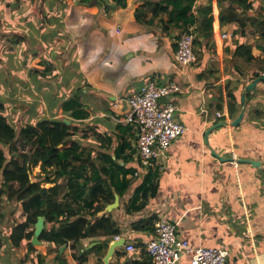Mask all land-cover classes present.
Instances as JSON below:
<instances>
[{
  "label": "crops",
  "instance_id": "crops-1",
  "mask_svg": "<svg viewBox=\"0 0 264 264\" xmlns=\"http://www.w3.org/2000/svg\"><path fill=\"white\" fill-rule=\"evenodd\" d=\"M145 1L151 4L139 10ZM206 1L195 0L192 14L197 21L181 30L164 23L168 19L164 12L151 18L156 0H126L125 7L115 9L110 15L100 13L97 5L65 0L64 29L56 36L61 49L68 43L74 48L85 85L82 90L85 99L83 102V95L69 96H77L86 110L87 116L78 123L86 126L82 129L87 134L83 133L82 139L89 136L87 139L95 142L84 140L83 145L79 141L82 159L88 160L85 165L87 174L95 166L98 176L109 185L113 198L98 216L110 218L118 229L115 235L79 240L77 255H85L86 264H104L103 258L115 236L123 238L125 243L114 248L107 264H151L144 248L154 235L153 224L160 214L176 224L177 233L191 246L228 248L229 255L224 264H264V80H259L252 90L246 92L244 114L237 126L216 127L220 121L229 123L237 117L243 105L241 94L244 87L263 76L264 37L261 31L264 28V0L263 9L258 6L259 0H253L254 20L251 23L246 20V26L237 30L235 23L220 24L218 0H211L212 34L210 39L204 40L199 31L203 28L202 12ZM136 12L143 13L142 20L151 18V21L137 22ZM257 21L262 23L258 25ZM186 30H190L200 44H194L197 61L180 65L174 59L176 41L179 33ZM221 34L227 37L222 39ZM44 36L46 34L41 33V37ZM1 41L2 45L8 42V38ZM44 41L48 42V39L44 38ZM240 44L251 47L253 58L234 55ZM6 57L14 61L7 59L5 68L3 64L0 66V72H7L12 62L15 75L10 77V83L8 78L0 81L3 90L10 85L18 90L19 86L28 84L33 89V104L44 100V103L41 101V114L36 110L26 123L34 124L51 117L64 119L59 102L62 103L67 94L58 93V103L54 106L43 93L48 91L52 95V90L57 91L58 81L45 79L53 86L51 89L42 85L41 76L33 75V81L29 74V79L22 75L18 77V71L28 72L30 62L24 67L26 58L15 64V54ZM58 70L49 71V77L54 78L52 72ZM151 80L180 85V91L172 95L171 101L176 106V120L186 127L166 150L161 170L155 166L140 168L135 147L137 132L124 120L126 98ZM4 110L5 106L3 114ZM216 112L221 116H216ZM9 120L15 125L21 123L18 119ZM16 139L21 141L17 151H28L25 142L19 136ZM124 143L130 144L131 148L122 151V148L126 149ZM13 145L16 148L15 142ZM212 150L222 158L212 155ZM239 159H253L262 166L259 169ZM18 164L22 162L18 160ZM40 165L39 161L31 166L28 171L30 180L39 181L40 187L47 189L56 183L58 187L50 189L48 195L56 201L62 200L67 191L65 178H57L53 167L42 171ZM149 168L155 171L153 194L144 197L136 190ZM110 170L117 179L108 178L106 171ZM135 171H139V175H134ZM120 173H125L123 178ZM122 180L128 182L125 189ZM115 195H118V204L108 206L114 202ZM8 199L4 194L0 197V214L5 211ZM12 204L17 210L16 216L5 224L0 223V264H77L69 243L58 246L42 242L31 244L35 250L26 254V241L23 240L15 248L10 234L12 227L23 220L24 214L21 201ZM139 205L142 207L136 210ZM128 244L134 246V252L126 251ZM177 264H189V257L181 258Z\"/></svg>",
  "mask_w": 264,
  "mask_h": 264
},
{
  "label": "trees",
  "instance_id": "trees-1",
  "mask_svg": "<svg viewBox=\"0 0 264 264\" xmlns=\"http://www.w3.org/2000/svg\"><path fill=\"white\" fill-rule=\"evenodd\" d=\"M0 2H4L5 5L10 7H16L12 15L14 16L16 13H19L20 19L28 22V30H36V27L33 25L34 22H43L39 21L40 19L34 21L29 18L33 15L30 5H28V10L25 11L26 14L22 11V0H1ZM75 2L82 5H97L99 12L107 15H110L117 8L126 6V0H75ZM224 2L227 4L225 5ZM253 2V0H218L220 6V24L235 23L237 26L236 30L244 28L247 21L251 23L254 20L252 16ZM30 3H34L38 13L43 12L42 7L48 10L46 17L49 20V24H51V18L58 16L54 24H51L54 26L51 27V34H60L64 29L62 17L66 8L65 0H30ZM194 3L195 0H156L151 18L157 16L160 12H164L168 14V19L164 23H169L176 28L185 30L197 21V17L192 14ZM211 12V0H207L202 12L203 28L202 31H199L200 36L204 40L210 39L212 34ZM142 14L136 12V21L149 23L151 18L142 20ZM261 23L262 21H257L258 25ZM12 26L9 23L3 28V33L1 32L0 34L1 38L3 36L6 38L7 33L17 34L18 31L12 28ZM261 35L264 37V28L261 31ZM67 36L69 37L68 34ZM7 38L9 39V37ZM27 38L23 34H20L19 39L14 40L15 44L26 43V49L30 51L27 54V61H25L24 67L28 66L29 60L36 55L33 50V42L34 44L36 43L35 37H32L29 41H26ZM197 43L200 44L197 37H194L193 44ZM250 50L251 47L249 45L240 44L236 46L234 55L248 59L253 58ZM69 52L74 56V66L82 78L78 69L77 57L74 55V48L70 49ZM11 60L14 61V59ZM11 63L9 64V70L7 72H0V75L8 74L9 77L15 75V70L12 69ZM42 63L45 65L44 70L30 68L28 74L32 81L33 75L41 76L42 85L51 87L52 89L53 86L49 82H46L45 79L51 74L49 71L56 68L49 61H42ZM17 76L20 77L19 74ZM51 76L55 78L57 73H53ZM67 78L69 77L67 76ZM81 85L83 87H77V91H82L85 88L84 83ZM19 87L20 90L26 91L30 93V96H33V89L30 88V85L25 84ZM43 93L46 100L52 102L55 106L58 103L56 97L59 93V83H57V91L52 90V95L48 91H44ZM61 104V109L65 116L64 119L56 117L45 118L34 124L26 123L17 130V127L2 113L4 105L0 103V182L2 188L0 190V197L3 193L7 192L6 195L9 199L15 197L17 201L22 202L23 220L12 227L10 234V240L15 248L20 246L22 241L25 240L26 254L31 250H35L30 240L37 217L43 216L44 229L39 236V240L44 245L54 244L58 246L69 243L70 251H72V256L77 261V264H86L87 259L85 255H77L78 244L81 238L115 235L118 233L115 223L110 218L98 216L100 211L105 208V205L112 200L113 195L106 180L98 176L97 167L93 166L90 174H87L85 170L88 160L82 159L81 145L76 137L78 133L81 135L83 133L87 134L78 124L79 121L87 116L83 104L77 96L63 98ZM65 120H68L69 123H66ZM18 136L29 145L27 153H21L14 147L13 140ZM124 146H126V149L122 148V151L131 148V145L128 143H124ZM12 151L18 152L17 157L22 158L21 165L18 164V158L13 159V155H9ZM39 161L41 162L40 168L42 171L53 167L57 178H65L67 191L64 193L62 200L56 201L48 195L50 189L55 190L58 187L56 183L52 188L47 189L40 187L39 181L32 182L30 180L28 171H30L31 166L37 164ZM117 172L119 173V171ZM106 173H108V178L114 177L117 179V176H114L111 170L106 171ZM145 173L144 181L137 188L136 192H141L144 197H147L153 194L152 183L155 171L149 168ZM120 174L123 178L125 173ZM123 183L125 189L128 182L123 181ZM142 205L137 206L136 210L140 209Z\"/></svg>",
  "mask_w": 264,
  "mask_h": 264
},
{
  "label": "built area",
  "instance_id": "built-area-1",
  "mask_svg": "<svg viewBox=\"0 0 264 264\" xmlns=\"http://www.w3.org/2000/svg\"><path fill=\"white\" fill-rule=\"evenodd\" d=\"M226 37V34H221L222 39ZM193 39L190 30L179 33L174 53L176 63L190 65L197 61ZM180 89L177 83L151 80L126 98L124 120L137 132L136 156L142 169L155 166L161 170L166 150L186 130L176 120V106L171 101L172 95ZM216 116L220 117V112H216ZM139 171H135L134 175H139ZM153 227L154 235L144 248L151 264H177L183 257H189V264H224L229 255L226 247L191 246L187 239L177 233L176 224L165 215H158ZM125 249L130 253L135 251L132 244L126 245Z\"/></svg>",
  "mask_w": 264,
  "mask_h": 264
},
{
  "label": "rangeland",
  "instance_id": "rangeland-1",
  "mask_svg": "<svg viewBox=\"0 0 264 264\" xmlns=\"http://www.w3.org/2000/svg\"><path fill=\"white\" fill-rule=\"evenodd\" d=\"M1 1V0H0ZM10 1V0H9ZM23 2H21V9L22 11L26 14L25 11L28 10V5L31 6L32 9V16H30L29 18L33 19V18H37L40 19L39 21H43L41 23L38 24H33L34 26H36V32L35 33V37H36V43L34 45L33 42V50L36 53V55L29 60V67L31 69H41L44 70L45 65L42 63L43 60H49V62L54 66L56 63V67L57 69H60L58 71L52 72L53 73H57V76L55 78H51V77H47L46 79H54L55 81L57 80L59 83V93H63L65 92L67 94V96H69L70 94L72 95H83L82 91H77V87H83L82 84V79L79 76L78 72H77V68L74 66V56H72V53L69 52L70 49H72V44L68 43L66 48H60L58 45V39L57 36L53 33L51 34V27L54 24V22L58 19V16H56L55 18H51V24H49V20L47 19L46 15H48V10H46V8H43V12L38 13L34 3L31 4L30 0H22ZM256 1V0H255ZM147 4H151L147 1L144 2V4H142L140 6L139 10L144 9ZM257 6V5H256ZM258 6L261 7V9H263V0H259L258 2ZM257 6V7H258ZM16 10V7H10L8 5H5L4 2H0V25H1V30H0V34L3 30V28L11 23L13 26L12 28H14L15 30H17V34H11V33H7V37H9L8 42H4L1 45V36H0V66L3 64V68H5V61L8 59V61L10 60L9 57H6L7 54L11 55V54H15L16 55V60H15V64H17V62L19 61V59H25L27 54H29V50L25 49L26 44L22 43H14V40L19 39L20 34H23L24 36L28 37L26 41H29L32 37H34V34L32 32V29L28 30V26H27V21H23L20 19V15L19 13H16V15H12L14 13V11ZM27 16V15H26ZM63 19V17H62ZM41 24V25H39ZM42 26V27H39ZM54 27V26H53ZM63 32V31H61ZM3 33V32H2ZM41 33L46 34V36H44L45 40L48 39V42L44 41V38L41 37ZM5 38V37H3ZM35 40V38H34ZM44 42L46 43V45L44 44ZM55 49V50H54ZM33 52V51H32ZM56 53H57V57H56ZM29 59V58H27ZM27 72V71H26ZM20 73V76L22 75L23 77H27L29 79L28 76V72L26 73ZM17 74H19V72H17ZM69 78H67V76ZM3 78L8 81L10 79V77H8V75H4V77H2V75H0V81L3 82ZM31 79V77H30ZM10 83V81H9ZM17 87H14V89H16ZM13 87L10 85L9 88H7L5 91L3 90V88L0 86V98L1 101L0 103L4 104L5 106V110H4V114L7 115V117L9 119H11L12 121H16L17 119L21 122V123H17L16 125L13 123L14 126H16L17 130H19L20 126L25 125L26 122H28L29 120H31L30 117H33L36 113V110L41 114V109H42V102L44 103V100H38L37 104L34 103L33 104V97L32 95L30 96V93L24 94L23 90H15L14 91ZM77 91V92H76ZM26 92V91H25ZM32 94V93H31ZM85 99V95H83V102ZM42 101V102H41ZM41 105V106H40ZM61 102H59V106L61 107ZM30 106V107H29ZM28 108V109H26ZM39 109V110H38ZM22 111V112H21ZM33 114V116H32ZM20 117L22 118L20 120ZM25 123V124H23ZM81 126V124H80ZM82 127V126H81ZM82 128H86V126L82 127ZM89 133H91V130L88 131ZM83 133V132H81ZM82 135L80 133H78V135L76 136L77 139L79 141L82 142V144H85L84 140H90L93 141L92 139H87L81 137ZM93 136V135H90ZM93 139H95V137L93 136ZM16 144V149L17 145H19V142H21L18 139L13 140V144ZM95 143V142H94ZM26 144V149L27 146L29 147V145L27 143ZM90 144V143H89ZM92 145H94L92 143ZM91 145V146H92ZM19 150V149H18ZM29 150V149H28ZM20 152V151H19ZM28 151L24 152L27 153ZM11 153H13V157L14 158H18V160H20L22 162V158L17 157L18 156V152L16 151H12ZM21 153H23V151H21ZM1 184V182H0ZM2 189V188H1ZM4 195L7 194L3 193ZM8 202L5 206H4V210L3 214H0V223L5 224L9 219H11L12 217H15L17 214V210L14 206V204L17 202V200L15 199V197H12L10 199H8ZM1 212V210H0ZM11 222H8V225H10Z\"/></svg>",
  "mask_w": 264,
  "mask_h": 264
},
{
  "label": "water",
  "instance_id": "water-1",
  "mask_svg": "<svg viewBox=\"0 0 264 264\" xmlns=\"http://www.w3.org/2000/svg\"><path fill=\"white\" fill-rule=\"evenodd\" d=\"M259 80H264V76H261V77L255 79L252 83H250L244 87L242 94H241V102L243 103V105H242L241 110H240L239 114L237 115V117L235 119H233L232 121H230L229 123H227L226 121H220L216 124V127L217 126H227V125L237 126L239 124V122L241 121V119L243 117L244 110H245V104L244 103L246 100V92L252 90L254 88L256 82H258ZM53 83H54V80H53ZM65 122L69 123L68 120H65ZM211 153H212V155H214L218 159L222 158L219 155H217L213 150L211 151ZM239 161H244V162L249 163L252 166L257 167L259 169L262 166L259 161H256L253 159H239ZM117 204H118V195H115L114 202L108 206L115 207ZM43 229H44V217L38 216L37 220L34 224V231H33V234H32L31 240H30L32 245H38L41 243V241L39 240V236H40L41 232L43 231ZM124 243H125L124 239L120 238V237L118 239L113 238V240H111V243L109 245V249L103 258L104 264H107L109 259L112 257L114 248L123 246Z\"/></svg>",
  "mask_w": 264,
  "mask_h": 264
}]
</instances>
